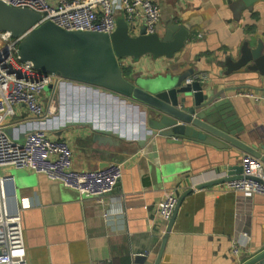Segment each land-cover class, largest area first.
<instances>
[{
    "label": "crops",
    "instance_id": "0c3cea01",
    "mask_svg": "<svg viewBox=\"0 0 264 264\" xmlns=\"http://www.w3.org/2000/svg\"><path fill=\"white\" fill-rule=\"evenodd\" d=\"M158 3L161 21L157 31H164L166 20L174 18L191 23L194 37L191 45L173 59L152 55L139 60L124 59L133 79L177 76L189 69L207 73L210 78L211 72L205 68L215 60L208 59L206 51L219 48L222 54L247 40L253 45L258 38L264 41V0L257 2L253 11H244L239 19L234 16L229 0H158ZM214 81L219 84L222 79L216 77ZM225 85L236 86L237 82L228 80ZM250 85L258 84L250 82ZM244 90L264 94V90L238 88L228 95L237 96ZM119 102L132 108V119L136 122V103ZM244 104L241 119L256 130L257 136L253 141L243 138L248 143L263 144L264 101H244ZM20 111L27 116L25 107ZM59 138L68 140L72 146L74 169H101L104 161L91 141L89 128L71 127ZM127 146L135 147L134 140ZM208 152L202 155L200 148L187 153L166 138L155 136L146 148L127 156L121 163L123 176L119 186L99 199L81 197L76 190L45 175L7 168L16 177L23 209L28 264H132L135 255L146 252V264H154L164 235L156 206L164 195L172 191L179 197L191 185L225 174L222 158L226 156L230 164L241 165L244 153L234 151L229 157L221 150L208 148ZM240 231L252 234L254 251L264 242L263 196L245 200L225 183L196 189L185 197L178 210L160 264H241L246 252L241 255V262L231 252V240Z\"/></svg>",
    "mask_w": 264,
    "mask_h": 264
},
{
    "label": "water",
    "instance_id": "95a60500",
    "mask_svg": "<svg viewBox=\"0 0 264 264\" xmlns=\"http://www.w3.org/2000/svg\"><path fill=\"white\" fill-rule=\"evenodd\" d=\"M259 1L262 0H229V3L234 16L239 19L244 11H253ZM41 19V13L14 7L0 0V31L9 32L15 38L23 36L17 50L20 59L30 62L42 73L61 77V88L64 87L67 90L64 93H70L71 98L64 100L63 92L59 91L62 116L21 124L16 136V129L10 127L8 133L11 137L21 142L27 133L38 128L60 136L71 127H87L91 131L92 143L101 152L104 161L101 168L107 167L110 162L123 163L128 155L137 154L146 148L155 136L166 138L168 143L181 146L187 153L202 148L201 154L206 155L209 154L208 148H212L230 157L234 151H241L264 162V143H248L243 138L253 141L257 136L256 130L246 126L241 119L244 101L251 100L228 95L238 88L264 90V41L261 38L256 40V45L247 40L236 49L222 51V54L219 48L206 51L207 58L213 57L215 60V63L205 68L211 72L209 80L187 83L186 80L195 73V69L177 76L133 79L124 76L121 61L126 58L139 60L145 55L176 58L191 45L193 25L168 18L162 32L149 33L143 27L138 34L133 35L123 17L118 18L116 30L111 34L67 30L52 21L37 25ZM216 77H220L222 82L214 83ZM228 80L237 82V85L226 86ZM250 82L258 84L257 87L250 85ZM73 87L80 90L84 97L77 96ZM57 89L56 84L46 88L52 93ZM90 91L97 95L107 93L106 97L119 101H134L141 109L142 125L137 128L132 126L129 130L128 124L116 121L113 113L109 115L102 112L104 108L107 109L106 102L90 101ZM89 107L92 108L90 113ZM119 112L121 114L123 111ZM133 140L136 146H127ZM222 159L225 174L191 185L179 195L154 264H160L162 260L178 210L186 196L196 189L243 177L241 165L230 164L226 156ZM213 166L218 167V164ZM119 184L120 181L116 187ZM147 259L148 252L141 253L133 257L132 264H146ZM241 264H264V242Z\"/></svg>",
    "mask_w": 264,
    "mask_h": 264
},
{
    "label": "built area",
    "instance_id": "2783aa9c",
    "mask_svg": "<svg viewBox=\"0 0 264 264\" xmlns=\"http://www.w3.org/2000/svg\"><path fill=\"white\" fill-rule=\"evenodd\" d=\"M7 4L29 8L42 14L40 25L52 21L67 30L99 31L111 34L119 17L126 19L131 34L145 27L149 33L158 30L161 8L158 0H1ZM21 37L0 31V264H28L22 213L17 193L16 177L9 167L27 169L58 181L76 190L84 198H100L111 193L123 176V166L111 163L97 170L73 168V149L70 142L54 138L46 129L38 128L26 134L23 141L11 137L8 128L16 129L27 122L42 121L54 115L53 96L44 105L41 96L49 85L59 88L63 79L53 73H42L17 54ZM121 63L125 66L127 64ZM207 73H194L187 83L208 80ZM237 96L256 103L264 94L244 90ZM21 107L27 110L23 116ZM243 177L226 182V187L243 199L264 197V162L250 154L241 157ZM178 196L168 192L156 206V214L165 233L176 208ZM108 213H105L107 216ZM231 252L241 262V255L254 253L253 236L240 231L231 240ZM243 262V261H242ZM241 262V263H242Z\"/></svg>",
    "mask_w": 264,
    "mask_h": 264
},
{
    "label": "rangeland",
    "instance_id": "374dc122",
    "mask_svg": "<svg viewBox=\"0 0 264 264\" xmlns=\"http://www.w3.org/2000/svg\"><path fill=\"white\" fill-rule=\"evenodd\" d=\"M79 89H81V88H79ZM59 91H61V93L63 92V88H61V86L55 91V93H52V92L45 89V92L41 96V101L44 103V105H47L48 102L50 103L49 100L53 96L54 100L51 102V104L53 102H55L53 104L54 115L50 117L53 119L58 117V115L62 116V113H63V111L61 113L62 108H61L60 102H59V96H58ZM75 93L79 97H84V95L81 96L82 94L79 91H77V88L75 90ZM106 94L107 93H105L104 95L103 94L97 95V94H94L92 91H90L88 93V98H90V101L93 100L94 102H98L99 100L102 101L103 103L106 102L107 103V109L106 110L108 112L105 110V108L103 109L102 112H105L107 114L109 113V115H111L113 113L115 118H116V121L121 120L122 123L126 122L128 124L129 130H130V128H132V126H136V128H137L138 125H142L143 115L141 113L140 108H138V112L136 113L137 120L135 122V120L132 119V112H131L132 108H130V106H124V104L119 102L118 100L106 97L105 96ZM62 97L64 98V100L69 99V98H71V94L70 93L69 94H65V93L63 94L62 93ZM103 99H105V100H103ZM128 105H130V104H128ZM91 109L92 108L89 107V109H88L89 113L91 112ZM95 110H97V109L95 108ZM119 110H122L123 112L120 114ZM52 137L59 138V136H54V135Z\"/></svg>",
    "mask_w": 264,
    "mask_h": 264
},
{
    "label": "trees",
    "instance_id": "16d2710c",
    "mask_svg": "<svg viewBox=\"0 0 264 264\" xmlns=\"http://www.w3.org/2000/svg\"><path fill=\"white\" fill-rule=\"evenodd\" d=\"M122 69H123L124 76L130 77L132 71L128 67L124 66L123 64H122Z\"/></svg>",
    "mask_w": 264,
    "mask_h": 264
},
{
    "label": "bare ground",
    "instance_id": "6f19581e",
    "mask_svg": "<svg viewBox=\"0 0 264 264\" xmlns=\"http://www.w3.org/2000/svg\"><path fill=\"white\" fill-rule=\"evenodd\" d=\"M66 91H67V90H65L64 87H63V93L66 92ZM79 91H80V90H79Z\"/></svg>",
    "mask_w": 264,
    "mask_h": 264
}]
</instances>
